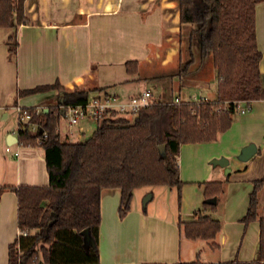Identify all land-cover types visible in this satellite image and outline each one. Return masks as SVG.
Returning <instances> with one entry per match:
<instances>
[{"label": "crops", "instance_id": "1", "mask_svg": "<svg viewBox=\"0 0 264 264\" xmlns=\"http://www.w3.org/2000/svg\"><path fill=\"white\" fill-rule=\"evenodd\" d=\"M25 13L29 22L13 30L19 44L15 61L9 53L10 35L0 39V186H47L50 182L44 149L18 143L16 108L35 107L46 113L61 105L62 93L52 90L21 96V90L59 81L68 90L106 87L104 92L122 100L145 90L161 95L167 83L154 88L148 80L153 76L141 75L142 65L150 68L156 62L170 70L191 60L194 80H180V84L192 87L194 91L189 89L188 94L193 97L183 99L180 94L178 98L198 102L218 97L217 69L212 57L202 59L200 39L191 34L192 25L181 24L178 0H26ZM256 36L264 76V1L256 7ZM133 60L138 61V73L131 75L126 63ZM249 146H255L256 153L245 161L242 156ZM221 157L229 160V169L212 164ZM178 162L182 187L140 188L146 189L143 197L152 195L146 206L139 205L137 189L124 218L119 214L122 191L102 190L100 264L196 260L216 264L256 258L260 223L245 225L242 219L254 182L264 179V100L252 102L245 114L235 113L232 127L216 140L182 145ZM208 182L223 183L216 203L222 201V206L214 216L222 227L215 238L192 240L184 235L182 223L198 220L196 210L203 206V186ZM259 212L264 214V190ZM20 234L18 196L8 190L0 198V264H10V246Z\"/></svg>", "mask_w": 264, "mask_h": 264}, {"label": "trees", "instance_id": "2", "mask_svg": "<svg viewBox=\"0 0 264 264\" xmlns=\"http://www.w3.org/2000/svg\"><path fill=\"white\" fill-rule=\"evenodd\" d=\"M25 1L0 0V28L15 30L29 22ZM263 1L178 0L181 24L192 25L191 34L200 36L202 59L212 57L217 69L218 97L214 101L176 104L170 96L172 76H155L148 80L171 82L153 105L134 117L107 114L98 122L93 135L83 142L62 140L58 127L63 112L59 107L50 108L48 113L26 108L32 115L31 122H40L42 117L45 121L36 131L28 125L19 131L18 143L21 147L44 149L50 182L47 186H0V198L5 191L16 192L18 224L21 231L28 230L27 235L21 233L11 244L10 264H100L103 189L122 191L119 214L124 218L131 210L137 189L182 187L178 162L181 146L216 140L232 127L238 102L264 100V76L259 67L262 52L256 36V7ZM8 47L13 59L19 47L15 33L9 36ZM192 62L188 61L175 76L187 75ZM126 67L131 75L138 73L137 60L128 61ZM106 89L68 90L56 81L21 90L20 95L57 90L62 93L63 104L77 105ZM254 185L242 222L260 223L256 258L216 264H264V214L259 212L264 179L256 180ZM222 192V182L204 185L206 200H218ZM221 227L220 220L203 214L196 221L182 223L184 235L192 240L215 238ZM86 229L94 240L88 248L82 233ZM181 264L204 263L196 260Z\"/></svg>", "mask_w": 264, "mask_h": 264}, {"label": "built area", "instance_id": "3", "mask_svg": "<svg viewBox=\"0 0 264 264\" xmlns=\"http://www.w3.org/2000/svg\"><path fill=\"white\" fill-rule=\"evenodd\" d=\"M209 101L202 99L198 102ZM155 103V98L152 90H145L137 95H132L127 100H122L119 97L108 94L106 92L93 93L89 100L85 104L77 105H65L63 102L59 106L60 110L66 116L71 127H79L80 131L84 130V127L80 125L83 122H100L107 114L115 113L122 117H134L142 109L147 108ZM176 104H181L182 101L179 98L175 99ZM228 109V105L223 107ZM250 108V103L246 101L238 102L236 105V113L245 114ZM217 111L220 107L216 108ZM39 111V110H38ZM18 117V126L16 129L17 136L19 131L26 129L28 126L31 130L36 131L42 127L43 122H31L32 115L24 107L16 108ZM42 119V118H41ZM28 125V126H27ZM60 132V126L58 127ZM70 134H73L70 132ZM39 144H42V140L39 139ZM9 150V149H8ZM19 152H15V156H18ZM22 234L27 235L28 230H22Z\"/></svg>", "mask_w": 264, "mask_h": 264}, {"label": "rangeland", "instance_id": "4", "mask_svg": "<svg viewBox=\"0 0 264 264\" xmlns=\"http://www.w3.org/2000/svg\"><path fill=\"white\" fill-rule=\"evenodd\" d=\"M11 34H13V29L0 28V39L3 38V37L6 38L8 35H11ZM197 36L200 39V36L199 35H197ZM194 48H193V50L196 51ZM196 53L198 54V52H196ZM15 58H16V56L13 58V61H15ZM186 64L187 63H182L181 65L177 64L176 66H172L170 70H166V69L160 68L159 64L156 63V62L150 68H148L146 64H143L142 65L143 67L141 69V75L142 76L150 75V76H153V77H155V76H165L166 78L172 76L171 78H173V81L176 79L177 82L175 83V86L173 87L172 93L170 94V96H172L174 99H176V98L180 97V94H181L183 99H189V95L191 97H193V93L188 94V90L189 89L192 90V91H194V90L191 89L192 87H187L188 89L183 87L180 84V82H181L180 80H182V81H188V80L193 81L194 80V76H195L196 73L195 72L191 73V71L194 70V66H192L189 69L190 73H188L186 76H184V75L175 76V74L177 72H179L180 69H183L186 66ZM179 66H180V68H179ZM165 82L167 83V85H169L171 81H170V79H167L166 81L164 80L163 82H156L155 81V82H150V83H152L154 88H158L159 89L160 87H162V85H164L163 83H165ZM138 87H139L138 85H134V88H138ZM180 91H181V93H180ZM152 92L154 94V98L155 99H156V97H159V94L155 95V92L154 91H152ZM192 99L194 101V98H192ZM16 117H17V115H16ZM60 124H61V131H62V135H63L62 137H63V139H66V141H69V142H83V141H86L87 139H89L93 135V133L95 132V130L97 129V127L99 125V123H97V122H90V121L89 122H83L80 125V127L81 126L84 127L85 132L83 133V132L79 131V127L78 126L77 127L76 126L75 127L69 126L68 119L66 117H64V116H63ZM17 126H18V117H17V120H16L15 128H17ZM69 131L73 132V134L69 135V137H66L65 135L67 133H69ZM203 188H204V186H203ZM144 190H146V189H140L138 191V193H137L138 194L137 195L138 196L137 197L138 198V203H139V205H142V206H146L147 205V201H148V199H150V194H151L150 193V194H148V195L143 197L141 194L144 192ZM156 201H157V199H156ZM156 201L151 202L152 205L155 204ZM205 201H207L206 197H205V200H204L202 208H199L198 210H196L197 213H199V214L202 213L203 215H209V216H211L213 218H216V217H214L215 216V211L218 210L222 206V201H219L220 203L218 202L219 204H215L214 206L205 204ZM179 202H180V196L178 195V200H177V205L178 206H179ZM187 207H190L189 204L187 205Z\"/></svg>", "mask_w": 264, "mask_h": 264}, {"label": "water", "instance_id": "5", "mask_svg": "<svg viewBox=\"0 0 264 264\" xmlns=\"http://www.w3.org/2000/svg\"><path fill=\"white\" fill-rule=\"evenodd\" d=\"M49 112V110L46 111V113ZM256 153V148L255 146H249L248 148H246L244 150V154L242 156V159L247 161L249 160L254 154ZM212 164L214 165H220L226 169H229V160L225 157H221V158H215L212 160ZM152 197V195H150V198ZM207 204L210 205H215L217 203V198H213L210 200L206 201ZM84 235V241H85V246L88 248L91 244L94 243V240L91 236L90 230L86 229L83 232Z\"/></svg>", "mask_w": 264, "mask_h": 264}]
</instances>
